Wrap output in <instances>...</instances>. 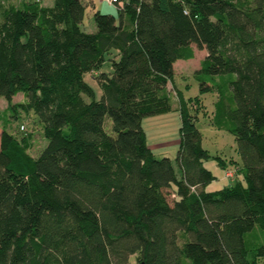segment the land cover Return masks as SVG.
<instances>
[{
  "label": "trees",
  "instance_id": "obj_1",
  "mask_svg": "<svg viewBox=\"0 0 264 264\" xmlns=\"http://www.w3.org/2000/svg\"><path fill=\"white\" fill-rule=\"evenodd\" d=\"M2 4L0 264L264 263V243L245 241L264 232V0H115L117 16L93 13L94 32L80 27L82 0ZM193 45L206 50L200 91L226 102L241 159L242 180L216 192L204 190L209 155L174 83ZM173 110L179 173L142 127ZM18 112L42 125L36 156L29 133L6 129Z\"/></svg>",
  "mask_w": 264,
  "mask_h": 264
},
{
  "label": "rangeland",
  "instance_id": "obj_2",
  "mask_svg": "<svg viewBox=\"0 0 264 264\" xmlns=\"http://www.w3.org/2000/svg\"><path fill=\"white\" fill-rule=\"evenodd\" d=\"M20 0H3V4L18 5ZM85 3V11L83 20L80 24L82 30L86 32H94L95 25L93 22V13L100 10L101 13L112 14L117 16L115 4H110L106 0H82ZM2 4V5H3ZM53 0H43V5L50 6ZM195 50V58L188 62L176 65L177 75L175 77V85L183 93L186 100H189V108L193 115H196V126L202 135V148L207 152L209 158L203 162V167L208 170L214 180L205 187L206 192H216L225 187L235 185L236 181H241V177L237 176V165H241V159L237 153L235 137L226 128L233 124L228 113L225 103H219L220 96L217 91H200V80L206 81L207 76L197 75L195 71L199 68L201 59L205 56L206 50L198 49L193 45ZM101 71H111V62L106 60ZM85 80L95 90L96 97L99 98L101 89L95 77L92 74H86ZM170 91H173L171 84H168ZM22 93L14 96L15 102L23 100ZM5 99L0 98V132L4 125L6 115L3 113ZM107 129L111 128V119L107 118ZM25 126V131L19 129L20 125ZM180 116L178 111L173 110L158 115L146 116L142 120V127L147 136V143L157 159L168 158L171 160L176 172L177 168L176 156L178 152V141L180 138ZM6 129L14 135L21 136L29 133L32 136V149L30 153L34 156L38 155L46 146L47 140L43 136L42 125L38 121L33 112H18L17 117L10 119ZM219 160L224 166L219 164ZM172 196L168 197V201L172 202ZM246 244L249 248H254L264 243V232L256 227L255 230L246 236ZM130 264H138L137 256L130 258ZM260 264H264L262 261Z\"/></svg>",
  "mask_w": 264,
  "mask_h": 264
},
{
  "label": "crops",
  "instance_id": "obj_3",
  "mask_svg": "<svg viewBox=\"0 0 264 264\" xmlns=\"http://www.w3.org/2000/svg\"><path fill=\"white\" fill-rule=\"evenodd\" d=\"M2 2H3V0H2ZM83 3H84V1H82ZM85 4V3H84ZM195 55H196V53H195V50H194V57L193 58H195ZM205 55H206V53H205ZM193 58H191V59H193ZM191 59H188V60H183V59H180V60H177L175 63H174V71H175V73L177 74V69H176V65L177 64H179V63H184V62H188V61H190ZM13 101H14V97H13ZM15 102V101H14ZM6 105H7V103L5 102V106H4V108L6 107Z\"/></svg>",
  "mask_w": 264,
  "mask_h": 264
},
{
  "label": "built area",
  "instance_id": "obj_4",
  "mask_svg": "<svg viewBox=\"0 0 264 264\" xmlns=\"http://www.w3.org/2000/svg\"><path fill=\"white\" fill-rule=\"evenodd\" d=\"M106 1L109 2L110 4H112L115 0H106Z\"/></svg>",
  "mask_w": 264,
  "mask_h": 264
}]
</instances>
